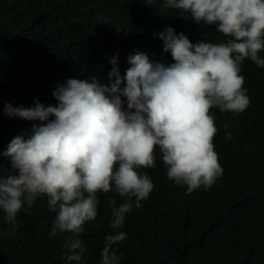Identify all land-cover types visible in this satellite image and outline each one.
Here are the masks:
<instances>
[{
	"label": "clouds",
	"instance_id": "9594fccd",
	"mask_svg": "<svg viewBox=\"0 0 264 264\" xmlns=\"http://www.w3.org/2000/svg\"><path fill=\"white\" fill-rule=\"evenodd\" d=\"M162 8L198 25H214L226 39L193 43L174 24L159 26L154 35L171 62L153 60L132 45L151 39L147 32L153 22L143 31L140 24L129 32L131 23L112 31L106 21L77 17L68 22L67 32L82 49L91 46L83 40L107 37L112 55L97 59L96 66L109 64L106 83L98 76L67 78L52 93L56 104L4 105L10 118L39 121L0 152L9 161L8 171H0V210L11 225L8 234L20 227L21 212L30 214L38 198H46L49 212L55 213L49 237L62 236L66 260L80 264L86 250L81 234L97 218L98 194L114 191L124 202L115 196L106 202L112 231L100 255L101 264H121L116 248L127 233L120 229L133 206L141 208L154 189L145 170L156 166L157 148L167 177L189 193L211 188L222 176L212 109L238 115L250 106L241 66L248 59L264 68V0H162ZM102 24L106 30L96 27ZM48 52L59 63L63 47ZM225 136L232 138L229 132Z\"/></svg>",
	"mask_w": 264,
	"mask_h": 264
},
{
	"label": "trees",
	"instance_id": "16d2710c",
	"mask_svg": "<svg viewBox=\"0 0 264 264\" xmlns=\"http://www.w3.org/2000/svg\"><path fill=\"white\" fill-rule=\"evenodd\" d=\"M77 17L106 21L112 31L126 30L129 23L133 24L129 32L140 24L143 31L153 22L147 32L151 39L132 43L136 52L153 60L171 62V54L162 51L163 42L154 35L159 26L174 24L177 33L184 32L193 43L226 39L214 25H198L180 17L179 11L163 9L162 0L152 5L144 0H0V152L13 137L39 123L8 117L4 105L33 107L37 100L56 104L52 93L67 78L98 76L106 83L109 64L96 66L97 59L112 55L109 43H104L107 37L83 40L91 46L82 49L81 41L70 40L67 32L68 22ZM103 26L96 25L106 30ZM62 47L57 63L48 51L58 53ZM241 67L250 106L238 115L212 109L222 176L211 188L189 193L187 186L175 185L167 177L157 148L156 166L145 170L154 189L141 208L133 206L120 229L127 233L116 248L121 264H264V68L248 59ZM226 132L231 139H226ZM8 163L0 157V171L6 173ZM113 196L124 202L114 191L98 194L97 218L81 234L86 250L80 264H101L105 237L112 231L111 206L106 202ZM4 216L0 210V264H76L66 260L63 237H49L55 213L49 212L46 198H38L30 214L18 215L20 227L12 234Z\"/></svg>",
	"mask_w": 264,
	"mask_h": 264
}]
</instances>
